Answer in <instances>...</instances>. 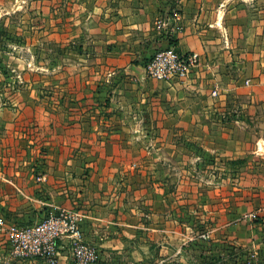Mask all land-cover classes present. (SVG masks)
<instances>
[{
    "label": "crops",
    "instance_id": "0c3cea01",
    "mask_svg": "<svg viewBox=\"0 0 264 264\" xmlns=\"http://www.w3.org/2000/svg\"><path fill=\"white\" fill-rule=\"evenodd\" d=\"M231 2L176 0L174 8L181 15L174 36L177 48L198 54L184 80L155 79L144 68L149 56L167 43L155 21L168 12V0H69L64 24L61 11H51L52 29L65 27L56 41L71 48L81 46L83 62L76 72L69 71L51 108L30 102L26 106L21 100L16 101L18 107L12 105L11 114L0 115L4 134L0 147L10 149L2 157L0 152V203L9 205L8 210L19 204L20 215L34 210L31 221L21 225L60 208L80 213L83 239L98 251L95 264L112 260L116 264H264V210L256 218L248 217L263 204L264 196L259 207L246 196V189L217 196L209 227L197 230L166 226L169 211L161 213L167 221L160 227L154 209L141 212L137 195L127 206L122 192H116V186L125 185V172L131 173L127 184L135 189L137 171L149 175L161 165L165 171L172 153L179 155L174 163L181 168L185 157L200 148L211 156L212 169L244 170L240 184L245 186L246 166L248 171L255 169L246 157H258V187L264 195V23L246 19V31L242 26L237 44L230 31L224 38L219 27L228 29L232 23L221 20L220 8L226 4L229 8ZM44 10L40 6L36 12ZM233 54L246 63L244 111L241 103L228 104L223 93L227 87L234 90L229 71ZM88 76L98 78L97 82ZM234 110L242 111L243 118H231ZM245 123L246 142H240L243 137L235 134V126L245 128ZM252 124L258 126L256 136L250 131ZM43 144L50 147L45 167L30 160ZM190 162L195 168L198 156ZM38 170H45L46 181L41 176L40 182L34 181L33 172ZM169 177L148 176L146 187L163 189L171 182ZM162 199L170 203L169 197ZM155 200L160 199L145 197L147 204ZM0 264L47 263L12 257L7 236L0 230ZM57 264H72L65 239L58 241Z\"/></svg>",
    "mask_w": 264,
    "mask_h": 264
},
{
    "label": "rangeland",
    "instance_id": "374dc122",
    "mask_svg": "<svg viewBox=\"0 0 264 264\" xmlns=\"http://www.w3.org/2000/svg\"><path fill=\"white\" fill-rule=\"evenodd\" d=\"M229 1H232L228 5L229 8L227 4L220 8L221 20L232 24L228 29L225 26L219 27V31L224 38L229 31L232 35H236L237 39H235V43L237 44L240 41L239 34L244 31L242 30V26H245L244 29L246 31V25L244 24L246 19L261 20L264 23V0ZM68 2L69 0H0V115L11 114V111L14 109L13 106L18 107L16 101L21 100L27 102L25 103L26 106H29L28 102H30L36 105L40 103L46 108H51L57 102L58 96L60 95V85H64L66 80L69 79L68 75L71 73L69 71L76 72L77 68L81 67L80 63L83 62L80 59L83 54L81 46L78 48V44H75L74 48H71L66 43L56 41L57 34H61L62 31L60 30L64 26L55 27L53 30L51 25V11L53 9L61 11L60 17L62 18V23H65ZM169 2L171 4L168 8L169 10H167L168 12L175 9L174 4L176 0H168ZM232 4L233 6H231ZM40 6L46 8L43 14L42 12H36ZM239 21L242 24L238 25ZM244 41H246V38ZM234 55H232V67L229 69L231 79L234 83V90H230L227 87V81L224 80L223 84L224 87H227V92L223 93L226 95L225 100L228 104L233 103V101L237 105L241 103L239 107L244 111L245 109L242 108V105L243 103L246 104V63L245 61L242 63V61L236 60L233 57ZM235 61H238V64H235ZM70 78L72 81L71 76ZM89 78L94 83L98 80V78L93 80V76ZM74 81H77L76 76H74ZM237 87H243V89L238 92ZM263 110L264 108L261 109V111ZM256 111L255 115H260L259 109ZM27 112L28 109L26 110ZM224 113L225 115L227 114V112ZM229 116L234 120L242 119L243 113L240 110H234L231 111ZM244 127L241 125L235 126V134L239 133L243 137V140L240 142H246V123ZM250 131L256 136L258 126L252 124ZM3 138L4 134L0 132L1 144L3 143ZM48 149H50L49 146L45 144L41 145L36 150L35 155L32 154V158L30 159L32 164L36 163L39 166L45 167L47 161L50 159V156L47 155L49 152ZM4 151L8 154L10 149L7 150L5 147H0L1 157ZM178 156V154L172 153L169 157L171 159L170 166H165V171H162L164 168L163 165L156 168L149 175L145 171H137L135 177L138 176L137 181H139V184L134 183L137 186L135 189H132L131 185L127 184L131 183V173L125 172L124 179L126 180L123 179L125 185L121 187L116 186L117 194L122 192L124 198L127 199V206H130L131 199L137 195L139 197V207H142L140 209L141 212L146 213L147 210L154 209L155 216L157 217L155 223L160 227L167 221L166 219H162L161 213L169 211V216L168 212L166 216L169 217L170 224L165 225L171 229L188 227L204 230L208 228V222H210L208 217L209 212L215 207L213 200L217 196L223 197L230 193L231 195H235V193H241L242 190L246 189V196L250 195L257 203V207L262 204L261 199L264 195L260 194L258 187L260 177L257 171L258 157H246V163L248 164L250 159L255 169L248 171V166H246L245 186V184H240V179L245 178L244 170L239 171V169H236L227 172L224 169L218 171L212 169L211 156L204 149L197 148L190 156L188 155L187 159L185 157L181 168L174 163V161H179ZM197 156V165L195 168H191L193 162L191 163L190 159H195ZM7 160H9L8 157ZM33 173L35 174L34 181H46L45 170H38L36 173ZM85 174L87 175L88 173ZM165 174L170 175L171 182L168 183V186L165 185L163 189L160 186L158 189L157 187L155 189H147L148 187L146 186L149 182L147 179L148 176L151 177L150 179L152 177L157 179L160 176H165ZM39 176L43 177V179L37 181ZM80 178L83 179L82 176ZM180 179L182 181L181 188L178 186ZM147 195L151 197L155 196V199L160 200H155V203L147 204L145 202ZM163 196L169 197L170 203H168V199L163 201ZM185 197L188 200L192 197H197V199L195 201L190 200L186 203L178 202ZM5 206L9 205L0 203V217L4 218L7 223L21 225L22 223L31 221L29 215L30 213H34V210L26 213L22 212L20 215L17 212L19 211V204H15V206L10 205L15 210H8ZM127 211L129 212V210ZM157 212H159L160 216L157 215ZM144 214L141 216L143 217L142 222L147 224L148 221ZM156 238H160V236H156ZM108 264H116V262L112 260Z\"/></svg>",
    "mask_w": 264,
    "mask_h": 264
},
{
    "label": "built area",
    "instance_id": "2783aa9c",
    "mask_svg": "<svg viewBox=\"0 0 264 264\" xmlns=\"http://www.w3.org/2000/svg\"><path fill=\"white\" fill-rule=\"evenodd\" d=\"M180 20V12L172 9L169 14L160 15L156 19L155 27L166 40L174 39L180 30ZM197 61V53L180 52L175 45L167 42L149 56L144 68L146 74L155 79L184 80ZM213 93L216 94V91ZM263 210L264 202L257 211L249 213L248 217L256 218L262 215L259 211ZM81 221L80 213L60 208L49 211L40 220L30 224L16 225L0 219V230L7 236L10 254L14 258L37 259L47 264H57L58 241L65 239L72 264H95L98 251L94 245L83 239Z\"/></svg>",
    "mask_w": 264,
    "mask_h": 264
},
{
    "label": "trees",
    "instance_id": "16d2710c",
    "mask_svg": "<svg viewBox=\"0 0 264 264\" xmlns=\"http://www.w3.org/2000/svg\"><path fill=\"white\" fill-rule=\"evenodd\" d=\"M170 11H171V10H170ZM170 11H169V12H170ZM169 12L165 13V15H166V14H169ZM167 42H168L169 44H173V45H175L176 48H177V41H176L175 39L169 38V39H167ZM177 50H178V48H177Z\"/></svg>",
    "mask_w": 264,
    "mask_h": 264
}]
</instances>
